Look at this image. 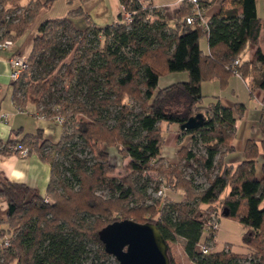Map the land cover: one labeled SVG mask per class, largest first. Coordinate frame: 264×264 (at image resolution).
Returning a JSON list of instances; mask_svg holds the SVG:
<instances>
[{
	"label": "trees",
	"instance_id": "1",
	"mask_svg": "<svg viewBox=\"0 0 264 264\" xmlns=\"http://www.w3.org/2000/svg\"><path fill=\"white\" fill-rule=\"evenodd\" d=\"M11 1L0 0V33L15 38L40 6L53 0L30 1L21 6L25 13L16 17L13 8L21 4L14 0L17 3L9 5ZM120 1L132 13L129 22L121 12L111 24L89 21L80 28L72 9L67 16L39 24L28 70L13 82V99L20 107L32 104L47 117L61 116L63 132L56 142L44 139L41 129L6 141L37 152L50 162L52 173L46 194L23 182L0 181V200L8 204L7 219L0 218V264H105L112 254L98 231L131 214L157 224L174 264L170 241H180L194 264H264V107L260 144L249 139L246 158L229 164L224 155L233 149L236 113L246 107L220 100L204 105L202 91V81L220 71L236 69L249 77L254 63L261 70L249 81L250 90L264 89V18L258 14L257 0H232L236 5L211 15L207 27L187 22L193 12L188 1L181 2L173 25L164 8L147 0L148 5L143 0ZM203 2L208 7L211 0ZM203 36L208 38L207 52L201 47ZM250 44L257 45L253 58L233 69L230 64L242 59ZM181 71L188 73L187 80L160 86L161 76ZM198 112L205 116L202 125L181 128L190 140L179 148L178 162L167 161L161 124L181 125ZM2 143L0 139V153L10 152ZM194 145L203 151L196 152ZM114 149L123 163L113 162ZM129 156L132 161L124 163ZM189 168L203 174L207 184H196L187 175ZM150 171L160 175L156 191L164 176L177 175L184 199L162 202L148 192L151 179L144 173ZM101 189L109 196L99 193ZM213 215L243 224L245 251H233L230 243L208 253L198 249L199 243L215 245L217 230L206 226ZM92 242L98 247L88 263Z\"/></svg>",
	"mask_w": 264,
	"mask_h": 264
},
{
	"label": "crops",
	"instance_id": "2",
	"mask_svg": "<svg viewBox=\"0 0 264 264\" xmlns=\"http://www.w3.org/2000/svg\"><path fill=\"white\" fill-rule=\"evenodd\" d=\"M30 1L45 3L47 0H22L21 2L24 6ZM56 1L53 0L49 5L40 6L27 29L21 35L13 38V47L0 50V114L5 113L8 116L7 120H0V139L2 141H8L10 138H21L25 133H35L41 129L44 139L56 142L63 132V125L56 118L40 117L33 105L19 108L20 106L13 99L14 80L11 78V58L17 53L27 57L30 55L34 37L39 33V24L46 19L67 16L70 10L75 9L72 19L78 27H87L89 21L99 26H105L117 21L122 12L120 0H72L71 2L67 0L66 12L62 14L55 11L54 3ZM147 1L157 7L164 8L170 24L175 23L176 14L181 4L178 0ZM234 5L236 3L232 0L227 3L224 0H211L206 9V16L209 18L222 9L231 8ZM257 8L259 16L264 18V1L257 0ZM260 42L264 46L263 30L261 31ZM201 47L206 52L209 51L207 36H205L204 45ZM256 48V44H250L242 60L252 59ZM233 73L220 71L216 77L202 81L203 93L206 91L205 93L212 95V99L208 103L220 100L225 105L234 106L236 103H243L246 107L242 114L236 113L235 135L232 140L233 149L224 155V161L229 164H236L246 158V145L249 139L256 140L260 144L262 140L260 118L264 107V89L257 88L251 91L249 77L244 78L235 73L233 78ZM187 79L188 73L186 71L171 72L162 76L159 84L166 86ZM208 103L203 104L207 105ZM163 125L167 131L164 134L165 142L162 147V154L167 161H174L177 158L179 148L190 140V135H183L180 131L181 126L177 123L163 122L161 126ZM167 133L172 137H167ZM262 152L263 150H261ZM262 161L263 154H260L256 165L258 174H261ZM51 173L50 162L43 159L35 151L27 155H20L12 151L0 153V181L23 182L35 187L42 194H46ZM5 217H7V211L6 214L0 213V218ZM235 220L243 228V224L238 219ZM220 229L216 231V238Z\"/></svg>",
	"mask_w": 264,
	"mask_h": 264
},
{
	"label": "rangeland",
	"instance_id": "3",
	"mask_svg": "<svg viewBox=\"0 0 264 264\" xmlns=\"http://www.w3.org/2000/svg\"><path fill=\"white\" fill-rule=\"evenodd\" d=\"M13 1L9 2L10 3L9 5H13L14 6L17 3L16 2L17 0L14 1V2ZM18 1H19V3L21 5L17 6L16 8L14 7L13 8L14 11L12 12L15 15V17H16V15L19 16L22 13H25L24 10H22V8H21V6L23 5L22 2H21L22 0H18ZM261 1L263 2L264 0H261ZM143 2H144V5H148L147 1L143 0ZM224 2L227 3L228 1H224ZM54 6H55V11L56 12H59V13L61 12L63 14L64 12H66L67 0H57L54 3ZM153 18H155V16H152V19ZM124 20L128 21V19H126L125 17H124ZM102 42H103V39H102ZM204 42H205V36H203L201 38V40H200L201 46L204 45ZM263 44H264V28H263ZM248 48H247V50H248ZM263 48H264V46H263ZM239 59H240V63H241L242 59L241 58H239ZM260 70H261V65L259 63H254L250 67V75H249V81L250 82H252L253 76L259 75ZM232 75H233V78H234L235 77V73H233ZM161 78H162V76H161ZM205 80H207V79H205ZM205 92L206 91H204L205 96L203 98V101H204V103H208L212 99V97H211L212 95H210L211 93L207 94ZM29 105L32 106V104H28V106ZM171 124H173V123H171ZM163 126H161V127H162V130H163V133L165 134V132L167 131V128L165 127V125H163ZM180 131H181V129H180ZM164 137H165V135H164ZM167 137L171 138L172 135H168V133H167ZM193 149L196 152H198V153L203 151L201 149V147L198 146V145L197 146L194 145ZM113 151H114V153L112 152L113 155L111 154L113 162L120 163V164L123 163L120 155H118V153L115 151V149ZM178 160L179 159L176 158V160L170 161V162H178ZM131 161H132V157L129 156L128 158H126L124 160V163H129ZM188 171L189 172L187 173V175L188 174L192 175L196 184H198L199 186H205L207 184L206 183V178H205V176L203 174L193 173L190 168L188 169ZM114 173H118V170H116ZM144 175H145L146 178L148 177V178L151 179L148 182V192L152 193L156 197H160L162 202H165V201L168 202V201H171V200L180 201V200L184 199V197L186 195L185 194L186 193L185 192V188L181 184H177V180H178L177 175H174V176L169 175V176H164L162 178L161 185H160V188L163 189V194L162 195L158 194V191L155 190V181L158 178H160L159 173L157 171H150V172H145ZM99 193H102L105 197L109 196V192H108L107 189H101V190H99ZM6 211H7V202L5 200H3V201L0 202V213L1 214L2 213L6 214ZM149 214L150 213H146L145 214L146 217L149 216ZM126 217L135 219L133 217V214L128 215ZM1 219L2 220H6L7 217L1 218ZM139 221L145 222L144 219H141ZM219 228H221V229H220V231L218 233V237L217 238L215 237V245L211 246L212 250L214 248L217 249V250L223 249L226 246L227 243L231 244V247H232L233 251L243 252V251H245L247 249V247L243 243V234H244L243 232H244V230L237 223V221L234 218H231V217H228V216H221V226ZM216 230H218V229H216ZM97 247H98L97 243L92 242L90 244V248L92 250L89 253V256L87 257V262L88 263L92 260V257H95V251H96L95 249H97ZM170 252H171V255L173 256V258L175 259V261L177 262V264H194V262L191 261L187 257V255H186V253L184 251V248H183V246H182L180 241H170ZM104 262H105V264H119L117 258L114 255H112L111 257H109L107 259H105ZM12 264H15V263H12Z\"/></svg>",
	"mask_w": 264,
	"mask_h": 264
},
{
	"label": "water",
	"instance_id": "4",
	"mask_svg": "<svg viewBox=\"0 0 264 264\" xmlns=\"http://www.w3.org/2000/svg\"><path fill=\"white\" fill-rule=\"evenodd\" d=\"M204 118L203 112H198L180 126L182 129L197 128ZM98 234L105 250L114 255L119 264H174L162 231L152 221L118 219L104 225Z\"/></svg>",
	"mask_w": 264,
	"mask_h": 264
},
{
	"label": "built area",
	"instance_id": "5",
	"mask_svg": "<svg viewBox=\"0 0 264 264\" xmlns=\"http://www.w3.org/2000/svg\"><path fill=\"white\" fill-rule=\"evenodd\" d=\"M180 3L183 1H188L193 4V12L187 15L186 20L188 23H195L199 22L200 24H204L207 27V16H206V9L207 7L204 6L203 0H178ZM208 1V0H207ZM210 1V0H209ZM122 12L125 15L124 17L128 19V22L131 21L132 19V13L127 11L125 7L122 5ZM14 45V39L10 36H2L0 33V50L2 49H7V48H12ZM240 63V59L236 58L230 66L234 69L237 64ZM11 64H12V71H11V78L12 80L16 81L19 80L22 75L28 70L29 64H28V57L17 53L11 58ZM235 73L240 74L236 69H234ZM241 75V74H240ZM1 90V88H0ZM21 108V107H19ZM40 117H47L45 114L38 113ZM8 116L5 113L0 114V120L5 121L7 120ZM56 119L59 122H63V118L61 116H57ZM8 148V150L18 153L20 155H27L28 154V148L23 146L21 143L18 144H8L6 141H3L1 148L4 149V147ZM158 194L162 195L163 194V189L160 188L158 190ZM221 219L217 215H213L212 219L208 220L206 223V226L214 228V229H219L220 224H221ZM3 243L5 245L9 244V237L5 236ZM198 249L203 251L204 253H208L212 250L211 247L204 243H199L198 244Z\"/></svg>",
	"mask_w": 264,
	"mask_h": 264
}]
</instances>
